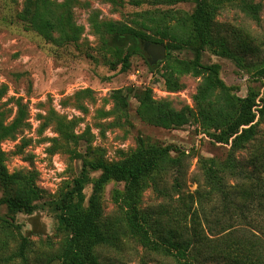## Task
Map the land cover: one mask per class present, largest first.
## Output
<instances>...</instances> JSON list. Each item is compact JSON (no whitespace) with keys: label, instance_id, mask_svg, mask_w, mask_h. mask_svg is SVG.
Returning <instances> with one entry per match:
<instances>
[{"label":"rangeland","instance_id":"374dc122","mask_svg":"<svg viewBox=\"0 0 264 264\" xmlns=\"http://www.w3.org/2000/svg\"><path fill=\"white\" fill-rule=\"evenodd\" d=\"M158 1L49 0L53 5H69L76 39L62 42L59 32H52V39L46 40L24 22L26 0H0V126L15 122L9 136L0 141V162L7 175L31 177L38 192V199L32 202L37 208L29 214L18 213L12 219L7 208L0 206V264H24L17 257L22 239L26 241L25 264H59L58 255L69 235L59 228L55 206L61 195L71 190L84 161L118 162L140 144L147 148L171 147L172 157L180 153L185 158L183 186L192 193L202 184L200 161L223 162L228 156L229 145L215 143L212 132L206 133L194 121L163 129L138 116L139 100L145 94L155 104L176 112L185 108L197 111L195 96L201 77L190 73L176 76L175 91L168 90L164 77L165 67L192 61V51L165 40L163 45L169 48L165 47L162 62L150 67L141 48L143 55H132L122 71L124 50H115L105 33L104 25L129 24L135 13L143 11L172 9L189 15L199 0L172 7ZM245 1L259 7L257 22L235 6L219 11L215 22L230 41L239 32L256 38L263 45L260 56L246 55V68H239L234 60L206 50L200 63L218 65L219 78L231 94L244 98L252 91L258 95L256 105H260L264 74H256L255 69L264 62V0ZM257 109L253 108L256 121ZM259 130L261 134L264 124ZM250 150L248 147L238 152L237 158L246 161ZM98 175L90 173L89 177L95 180ZM163 180L171 184L169 177ZM155 181L156 177L144 178L139 201L142 210L161 203L152 188ZM123 190L122 183L110 181L101 192V220L108 226L115 222L119 235L110 246L93 250L98 263L177 264L171 257L142 247L129 234L120 208ZM91 191L90 183L83 190L84 206ZM6 195L0 184V198ZM211 210L205 205L204 212ZM255 216L251 213L246 223L234 225L252 230Z\"/></svg>","mask_w":264,"mask_h":264},{"label":"trees","instance_id":"16d2710c","mask_svg":"<svg viewBox=\"0 0 264 264\" xmlns=\"http://www.w3.org/2000/svg\"><path fill=\"white\" fill-rule=\"evenodd\" d=\"M186 1L158 3L172 7ZM234 6L246 17L258 21L259 7L245 0H199L189 15L172 9L143 11L135 13L129 24L104 25L114 49L124 50L122 71L127 69L132 55H143L141 42L163 45L167 40L170 45L192 51V61L165 67L164 77L170 91L177 89L178 75L190 73L201 77L195 96L197 111L185 108L176 112L155 104L145 94L139 100L138 116L163 129L180 128L194 121L206 133L212 132L210 136L215 143L229 145L230 150L223 162L200 161L202 184L192 193L183 186L185 158L180 153L172 157L171 147L147 148L140 144L135 152L118 162L84 161L71 190L62 194L55 206L59 228L69 235L58 255L59 264H99L93 250L117 240L119 226L115 222L108 226L101 220L100 195L110 181L124 186L120 198L123 222L142 247L171 257L177 264H264V130L261 134L259 130L264 124V93L260 105H256L258 95L252 91L239 98L220 80L218 65L200 63L206 50L234 60L239 68H246V55L260 56L263 45L256 38L239 32L230 41L215 22L219 11ZM68 11L66 2L53 5L49 0H26L23 20L46 40L52 39V32H59L62 42H71L76 39V30ZM255 73L264 74V62L256 66ZM14 123L0 126V141L9 136ZM248 147L249 158L246 161L237 158L236 154ZM95 172L99 175L91 180L90 173ZM148 176L156 177L152 188L161 203L142 210L139 201L144 178ZM166 176L171 180L169 186L163 180ZM31 181V177L22 173L7 175L0 162V184L7 192L0 198V206L7 208L12 219L18 213L36 210L32 202L38 199V192ZM90 183L92 191L84 206L83 190ZM205 205L212 210L204 212ZM251 213L256 215L252 230L234 225L246 223ZM23 243L17 257L25 264Z\"/></svg>","mask_w":264,"mask_h":264},{"label":"water","instance_id":"95a60500","mask_svg":"<svg viewBox=\"0 0 264 264\" xmlns=\"http://www.w3.org/2000/svg\"><path fill=\"white\" fill-rule=\"evenodd\" d=\"M141 48L150 67H154L156 64L165 59L164 45L141 42Z\"/></svg>","mask_w":264,"mask_h":264}]
</instances>
